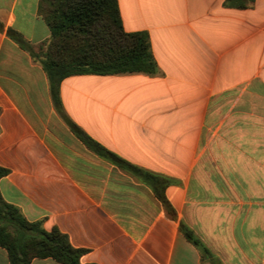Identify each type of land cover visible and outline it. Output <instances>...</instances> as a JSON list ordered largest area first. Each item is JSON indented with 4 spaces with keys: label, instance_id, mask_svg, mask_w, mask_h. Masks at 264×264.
<instances>
[{
    "label": "crops",
    "instance_id": "0c3cea01",
    "mask_svg": "<svg viewBox=\"0 0 264 264\" xmlns=\"http://www.w3.org/2000/svg\"><path fill=\"white\" fill-rule=\"evenodd\" d=\"M118 2L125 30L149 34L160 73L72 76L62 103L111 152L167 178L169 209L56 110L42 64L10 34L49 42L40 0H0L3 198L85 249L83 264H264V0Z\"/></svg>",
    "mask_w": 264,
    "mask_h": 264
},
{
    "label": "trees",
    "instance_id": "16d2710c",
    "mask_svg": "<svg viewBox=\"0 0 264 264\" xmlns=\"http://www.w3.org/2000/svg\"><path fill=\"white\" fill-rule=\"evenodd\" d=\"M40 13L51 30V38L45 46L37 50L20 34L13 30L10 34L23 50L42 64L56 110L90 150L149 182L169 209L165 195L169 180L127 162L93 139L67 116L61 98L62 82L72 76L159 74L149 34L125 30L118 0H40ZM8 172L0 166V180ZM181 230L203 257H212L191 229L182 224ZM0 247L8 252L10 264H31L35 259L83 264L81 258L87 252L75 248L59 229L48 231L43 221H29L19 207L3 198L1 191Z\"/></svg>",
    "mask_w": 264,
    "mask_h": 264
}]
</instances>
